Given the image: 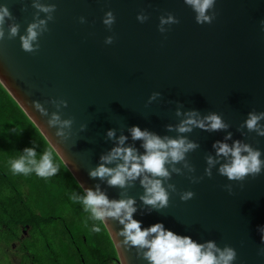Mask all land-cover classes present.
<instances>
[{"label":"water","instance_id":"obj_1","mask_svg":"<svg viewBox=\"0 0 264 264\" xmlns=\"http://www.w3.org/2000/svg\"><path fill=\"white\" fill-rule=\"evenodd\" d=\"M56 4L55 19L40 37V48L29 53L21 48L19 36L0 41V84L45 138L83 191L100 184L109 198H120L121 189L92 179L88 170L113 145L106 139L108 129L117 135L138 125L160 135L175 136L166 125L176 124L177 107L195 109L201 114L216 112L230 125L233 139H241L264 153V137L255 132L242 136L238 131L247 114L264 111V0H216V18L198 24L184 0H43ZM6 4L23 34L36 9L32 0H0ZM111 10L116 19L111 31L103 24ZM144 11L143 23L137 14ZM171 12L179 23L158 30L159 17ZM44 14L41 13L43 18ZM84 16L86 23H80ZM113 36L112 44L105 38ZM153 92L161 95L148 103ZM63 99V119L72 118L71 135L60 141L56 129L47 125L32 105L39 101L51 112L49 99ZM81 125L85 129L81 131ZM200 147L187 154L195 167L194 175L203 176L191 183L186 175L173 174L177 192L169 205L150 214H134L142 228L157 222L180 235L204 242L214 240L223 247L236 249L234 264H264L258 250L264 248L257 232L264 225V173L242 182L229 181L213 169L204 175L205 156L214 155L212 144L225 132L194 129L187 134ZM135 143L139 148V141ZM231 143V141H229ZM143 151L142 149H140ZM264 159V156H262ZM179 166V165H178ZM232 184L229 193L224 187ZM191 190L194 197L181 201L179 192ZM128 195L139 196L137 182ZM118 222L109 219L105 229L115 248L116 264H147L135 249L120 246L116 237Z\"/></svg>","mask_w":264,"mask_h":264},{"label":"clouds","instance_id":"obj_2","mask_svg":"<svg viewBox=\"0 0 264 264\" xmlns=\"http://www.w3.org/2000/svg\"><path fill=\"white\" fill-rule=\"evenodd\" d=\"M195 14L198 24L211 23L216 18V0H184ZM32 7L36 9L33 20L23 34L20 33V25L15 22L6 4H0V41L5 39L4 25L7 21V38L13 39L19 36L22 50L35 53L40 48V37L49 31V22L54 21L56 4L32 0ZM41 13L44 14L43 18ZM137 20L141 23L147 21L149 16L141 11L137 14ZM115 15L109 10L102 19L103 24L111 31L115 23ZM80 23H86L84 16L79 17ZM179 23L171 12L159 17L158 30L166 33L172 24ZM264 30V20L260 21ZM113 36L105 38V44H112ZM161 93L153 92L148 103L155 101ZM51 104L56 111L49 116L48 109L39 101H32L33 107L42 115L48 116L47 125L55 128V136L60 141L67 140L71 135L73 119H63L61 110L67 107V101L63 99H49L44 102ZM175 115L180 118L176 124L166 125L168 132H175V136L160 135L147 128L141 129L138 125L127 128V135L121 132L117 135L115 128L108 129L106 139L112 142V147L100 155L99 162L94 168L88 170L92 179H99L108 187L121 189L120 198H109L108 194L101 190L100 184L94 187H83V192L73 191L69 194V200L74 205H79L87 214V221L91 222L93 232H101L109 219L118 222L120 227L116 237L120 246L125 249H135L137 256L142 257L147 264H234L237 259V251L232 246L225 244L220 247L216 241L207 240L199 242L189 235H180L165 227L163 222H157L142 228V221L134 219V214H150L159 211L169 205L171 193L177 192L176 185L170 183L173 174L186 175L191 183H199L203 176L194 175L196 169L187 159V154L200 147L199 143L189 138V133L194 129L207 132H225L222 140H216L212 144L214 155L205 156L206 167L204 175L211 178L213 169L219 175L229 181L242 182L247 177H256L264 173V153L259 148L241 139H233V133L229 131L230 125L216 112L201 114L200 111L189 109L182 111L177 107ZM81 125V131L85 129ZM255 132L257 136L264 137V111H250L242 122L238 131L244 136ZM131 141H139V148ZM231 141V143H229ZM142 149L143 151H141ZM58 158L51 150L37 153L35 146L25 147L18 156L10 159L8 168L13 175L30 176L39 178H51L60 171ZM179 165V166H178ZM139 183L143 193L139 196L140 207L135 197L128 195V188ZM229 193L232 184L224 186ZM181 201L192 199L195 193L191 190L178 193ZM260 241L264 244V225L257 226ZM258 255L264 256V248L258 250ZM126 264V262H125Z\"/></svg>","mask_w":264,"mask_h":264},{"label":"trees","instance_id":"obj_3","mask_svg":"<svg viewBox=\"0 0 264 264\" xmlns=\"http://www.w3.org/2000/svg\"><path fill=\"white\" fill-rule=\"evenodd\" d=\"M54 150L0 84V243L15 240L19 226L30 227L22 244L31 264H116L117 254L104 228L96 233L79 205L69 200L82 189L58 158L60 171L43 179L13 175L8 161L25 147ZM0 264H7L0 259Z\"/></svg>","mask_w":264,"mask_h":264},{"label":"flooded vegetation","instance_id":"obj_4","mask_svg":"<svg viewBox=\"0 0 264 264\" xmlns=\"http://www.w3.org/2000/svg\"><path fill=\"white\" fill-rule=\"evenodd\" d=\"M30 227L25 225L24 227L19 226L17 230V236L15 240L9 243L8 246L0 243V258L4 260L7 264H13L12 258H18L19 264H31L30 262H23L24 253L27 255L25 251H21V249L25 248V245L22 243L25 240H30Z\"/></svg>","mask_w":264,"mask_h":264},{"label":"rangeland","instance_id":"obj_5","mask_svg":"<svg viewBox=\"0 0 264 264\" xmlns=\"http://www.w3.org/2000/svg\"><path fill=\"white\" fill-rule=\"evenodd\" d=\"M1 259V258H0ZM13 259V264H19V260H18V258H12Z\"/></svg>","mask_w":264,"mask_h":264}]
</instances>
